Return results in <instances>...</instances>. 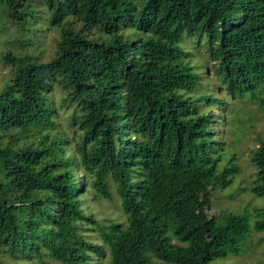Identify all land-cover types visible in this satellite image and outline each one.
I'll use <instances>...</instances> for the list:
<instances>
[{"label":"trees","instance_id":"trees-1","mask_svg":"<svg viewBox=\"0 0 264 264\" xmlns=\"http://www.w3.org/2000/svg\"><path fill=\"white\" fill-rule=\"evenodd\" d=\"M0 21L21 49L0 50V264L236 254L245 217L208 215L239 173L215 137L230 98L258 90L264 101V0H0ZM199 55L222 99L192 63ZM250 160L264 196V140ZM111 190L125 221L104 227L86 201Z\"/></svg>","mask_w":264,"mask_h":264},{"label":"rangeland","instance_id":"rangeland-1","mask_svg":"<svg viewBox=\"0 0 264 264\" xmlns=\"http://www.w3.org/2000/svg\"><path fill=\"white\" fill-rule=\"evenodd\" d=\"M1 22V21H0ZM16 28L6 25L0 30V50L21 51L18 42ZM58 34L51 32L45 40V54L54 50ZM192 63L199 67L201 73L206 72L205 85L211 90V95L222 99V88L216 82L212 73L213 65L206 61L205 56L199 55L192 59ZM5 68L0 62V87L2 85ZM253 96L249 90L237 93L235 98L229 99L228 111H223L228 123L218 127L216 140L221 143V161L225 164L231 157H235V164L239 167V173L233 177V182L226 189L215 191L212 206L208 215H217L221 212H230L245 217L248 225L247 237L237 245L236 254L228 255L224 259H216L209 264H264V227L258 224L264 223V196H257L252 192L255 168L251 163V152L264 140V101L258 90ZM215 111L214 114H217ZM86 201L87 213L91 219L96 220L102 226H108L111 222L124 223L119 202L115 193L111 190L112 199L98 197L96 193H90ZM95 195V196H92ZM95 228V226H91ZM1 264H34L29 262H13L3 258ZM101 264H109L105 255L99 261Z\"/></svg>","mask_w":264,"mask_h":264}]
</instances>
